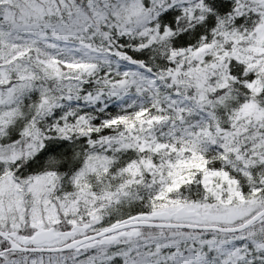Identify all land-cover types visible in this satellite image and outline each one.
<instances>
[{"label":"snow or ice","instance_id":"obj_1","mask_svg":"<svg viewBox=\"0 0 264 264\" xmlns=\"http://www.w3.org/2000/svg\"><path fill=\"white\" fill-rule=\"evenodd\" d=\"M0 264H264V0H0Z\"/></svg>","mask_w":264,"mask_h":264}]
</instances>
